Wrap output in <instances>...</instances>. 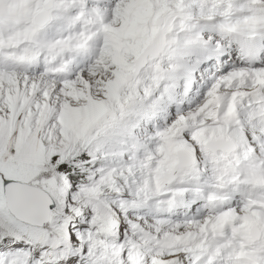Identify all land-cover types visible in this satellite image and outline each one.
I'll use <instances>...</instances> for the list:
<instances>
[{"label": "snow or ice", "instance_id": "obj_1", "mask_svg": "<svg viewBox=\"0 0 264 264\" xmlns=\"http://www.w3.org/2000/svg\"><path fill=\"white\" fill-rule=\"evenodd\" d=\"M0 264H264V0H0Z\"/></svg>", "mask_w": 264, "mask_h": 264}]
</instances>
